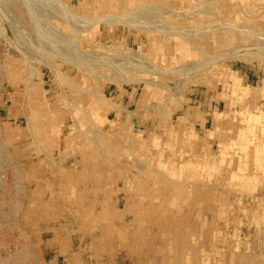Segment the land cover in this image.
<instances>
[{
    "label": "rangeland",
    "instance_id": "rangeland-1",
    "mask_svg": "<svg viewBox=\"0 0 264 264\" xmlns=\"http://www.w3.org/2000/svg\"><path fill=\"white\" fill-rule=\"evenodd\" d=\"M142 218L264 264V0H0V264H113Z\"/></svg>",
    "mask_w": 264,
    "mask_h": 264
},
{
    "label": "crops",
    "instance_id": "crops-1",
    "mask_svg": "<svg viewBox=\"0 0 264 264\" xmlns=\"http://www.w3.org/2000/svg\"><path fill=\"white\" fill-rule=\"evenodd\" d=\"M129 206L132 208L130 211L134 213V217L142 216V214L148 212V204L146 205L143 201H138L136 206L131 205L130 203ZM144 220L146 219L142 218L135 223L132 222L126 225L129 233L140 231L139 233L136 232L138 235H136L135 238L126 241L125 245H122V248L120 247V249L115 251V263L113 264H138L141 261L144 263L146 262V264H187L186 260L188 258V252H184V245L187 242L185 243L184 241L183 231H176L173 226H166L165 223H159L150 226L149 228L144 227L140 229ZM165 227H168L169 229H166ZM80 228H89V223H83ZM127 228L125 229V233L127 232ZM106 229L110 234L113 233L114 230L116 232L112 223L106 224ZM73 242L74 241L71 243ZM79 242H83V239ZM87 243L89 246L88 249L83 252L79 251L74 257L73 263L70 262L69 254L72 250L70 246L67 248V264H87L86 262H96V260L99 261L98 264H107L106 255L100 257L92 253L88 240L85 243L86 247ZM230 259L229 264H251L249 258L246 256L232 255L230 256ZM197 260L199 261L198 258Z\"/></svg>",
    "mask_w": 264,
    "mask_h": 264
}]
</instances>
